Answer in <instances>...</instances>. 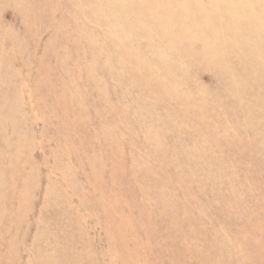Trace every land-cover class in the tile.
I'll return each instance as SVG.
<instances>
[{"label": "rangeland", "instance_id": "rangeland-1", "mask_svg": "<svg viewBox=\"0 0 264 264\" xmlns=\"http://www.w3.org/2000/svg\"><path fill=\"white\" fill-rule=\"evenodd\" d=\"M174 1L0 0V264H264L260 143L211 61L232 7Z\"/></svg>", "mask_w": 264, "mask_h": 264}, {"label": "bare ground", "instance_id": "bare-ground-1", "mask_svg": "<svg viewBox=\"0 0 264 264\" xmlns=\"http://www.w3.org/2000/svg\"><path fill=\"white\" fill-rule=\"evenodd\" d=\"M143 1L163 6L165 2L170 3L173 0H139L140 3ZM193 2L192 12L200 18L201 25L217 28V24H221L220 34L212 36V42L217 46L216 55L211 59L214 70H218L225 78L235 79L236 85L232 88L226 86L224 90L225 96L230 93L234 97L229 100L228 111L221 113L220 117L239 131L237 135L241 141L243 136L240 137V133H244L246 141L239 143L243 149L245 146L252 147L253 143L259 142L260 146L255 151L264 160V65H259L261 64L259 59L255 62L240 59L243 46L248 52H253L254 56H260L264 61V3L260 0H193ZM217 3L232 7L233 12L232 14L226 11L217 13L213 26L208 22L209 17L205 13ZM172 4L171 11L167 12L170 17L188 18L189 13H192L186 4L182 5L177 1ZM236 14H241L242 17L229 23V16L233 19ZM209 23L210 25H207ZM252 37L255 38L254 42L251 41ZM224 39L227 43L234 44L236 47L234 54L225 48ZM219 102H215L214 106H219Z\"/></svg>", "mask_w": 264, "mask_h": 264}]
</instances>
